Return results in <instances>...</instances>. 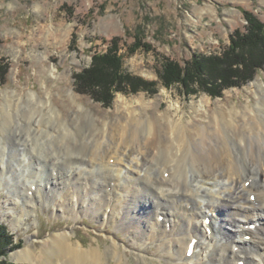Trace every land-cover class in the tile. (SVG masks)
<instances>
[{"label": "bare ground", "instance_id": "obj_1", "mask_svg": "<svg viewBox=\"0 0 264 264\" xmlns=\"http://www.w3.org/2000/svg\"><path fill=\"white\" fill-rule=\"evenodd\" d=\"M26 97L25 102L21 96L8 99L1 110L0 133L11 144L7 161H18L8 167L0 151V179L11 182L12 198L23 185L30 199L36 188L39 194V183L32 179L49 169L64 186L53 213L74 221L88 215L104 227L112 225L135 248H120L123 240L115 232H106V248L86 247L73 240L75 233L67 227L44 238L38 254L30 239L12 259L26 264H131L125 254L129 248L143 264H152L146 256L154 245L174 264H264V98L258 99L256 110L222 112L207 124L191 120L196 137L189 138L180 118L167 113L180 108L176 102L145 117L124 103L125 115L98 125L85 110L71 122L50 98L32 90ZM139 101L144 109L150 106ZM205 106L208 101L201 97L200 107ZM42 132L53 141L44 154L33 155L29 148L40 143ZM27 135L36 142L24 144ZM9 168L13 176L6 177ZM33 211L20 210L16 221ZM223 211L230 230L222 225ZM207 216L210 223L203 227Z\"/></svg>", "mask_w": 264, "mask_h": 264}, {"label": "rangeland", "instance_id": "obj_2", "mask_svg": "<svg viewBox=\"0 0 264 264\" xmlns=\"http://www.w3.org/2000/svg\"><path fill=\"white\" fill-rule=\"evenodd\" d=\"M246 13L264 23V0H0V118L8 99L21 96L25 102L30 90L42 98H50L65 119L75 122L85 110L98 125L119 113L125 115L124 103H131L137 114L145 117L156 111L155 108L166 110L170 103L176 102L180 108L168 109L167 113L180 118L189 138L196 137L193 119L207 124L208 118L215 114L256 110L258 99L264 98V68L256 71L245 84L221 88L219 95L211 96L201 91L194 84L197 82H193L198 78L190 75L192 80L188 83L192 84L188 86L176 83L163 86L162 65L170 60L185 69V63L195 54L221 53L233 32L244 30ZM144 45L147 48H143ZM113 47L121 57L119 63L125 75L155 83L150 86L154 93L115 92L108 103L102 104L76 87L75 73L88 67L93 55ZM202 78L210 81L205 72ZM210 84L214 87L219 81L211 79ZM187 90L192 93H186ZM201 97L207 99L208 106L200 107ZM140 99L150 106L144 109ZM53 124L52 119L47 124L48 129ZM56 134L53 132V136ZM5 136L0 133L3 143L0 151L3 150L8 167H16L18 161L14 164L7 161L11 144ZM31 141L36 142L33 135H27L24 144ZM51 141L53 139L42 132L40 143L37 141L29 148L31 154H44ZM11 168L5 171L6 177L13 176ZM55 173L51 177L49 169H44L39 174L40 179H32V183H39L40 191L36 194V188L32 199L27 196L24 185L13 199L11 182L0 179V222L6 225L14 242V247L8 249L2 259L26 264L12 259V253L34 239L32 245L38 254L44 238L67 227L75 233L73 240L79 239L86 247L106 248L110 245L106 232H115L123 240L120 248L128 245L135 248L129 244L128 236L112 225L104 227L88 215L74 221L53 213L54 200L64 187L56 180ZM28 177H34L33 170ZM24 209L35 211L16 221L20 210ZM223 212L222 225L230 230L229 216ZM148 249L151 255L146 259L152 260V264H174L164 259L154 245H149ZM201 253L202 250L199 256ZM125 254L131 264H143L136 251L126 248Z\"/></svg>", "mask_w": 264, "mask_h": 264}, {"label": "trees", "instance_id": "obj_3", "mask_svg": "<svg viewBox=\"0 0 264 264\" xmlns=\"http://www.w3.org/2000/svg\"><path fill=\"white\" fill-rule=\"evenodd\" d=\"M245 19L247 24L244 30H235L228 46L221 53L195 54L185 63V69L179 68L174 61L166 60L160 73L162 85L169 87L176 83L185 87L192 84L188 82L192 80L190 76H193L198 78H193V82H197L194 84L201 91L216 96L221 88L241 86L250 81L256 71L264 68V23L249 13L245 14ZM143 48L147 46L144 45ZM120 60L115 47L109 48L105 53L93 55L91 64L75 73L76 87L102 104L108 103L115 92L136 93L144 90L154 93L150 86L155 83L125 75ZM204 72L210 81L202 78ZM211 79L219 81V84L212 87ZM186 93H192V90H187ZM12 247L13 236L6 225L0 222V264H14L1 258Z\"/></svg>", "mask_w": 264, "mask_h": 264}]
</instances>
